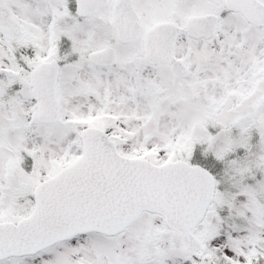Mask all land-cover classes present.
<instances>
[{"label":"snow or ice","instance_id":"1","mask_svg":"<svg viewBox=\"0 0 264 264\" xmlns=\"http://www.w3.org/2000/svg\"><path fill=\"white\" fill-rule=\"evenodd\" d=\"M0 264H264V0H0Z\"/></svg>","mask_w":264,"mask_h":264}]
</instances>
